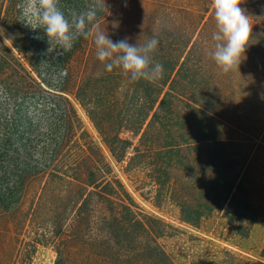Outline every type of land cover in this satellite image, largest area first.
I'll use <instances>...</instances> for the list:
<instances>
[{
  "label": "trees",
  "instance_id": "1",
  "mask_svg": "<svg viewBox=\"0 0 264 264\" xmlns=\"http://www.w3.org/2000/svg\"><path fill=\"white\" fill-rule=\"evenodd\" d=\"M19 2L0 0V34L7 41L0 38V69L39 89L44 73L61 70L50 87L63 105L52 110L37 163L14 168L8 183L0 173L3 264H31L38 246L52 250L53 264H175L159 242L166 225L136 204L67 96L122 172L143 175L142 186L134 187L141 198L173 203L180 221L195 228L215 212L240 238L255 224L264 228V0L239 5L255 26L229 73L210 57L209 0H153L141 16L104 18L113 41L157 38L150 62L163 71L153 82L131 81L118 68L106 72L91 34L44 63L33 41L42 35L22 28ZM35 181L22 209L21 191ZM259 257L264 262V247Z\"/></svg>",
  "mask_w": 264,
  "mask_h": 264
},
{
  "label": "rangeland",
  "instance_id": "2",
  "mask_svg": "<svg viewBox=\"0 0 264 264\" xmlns=\"http://www.w3.org/2000/svg\"><path fill=\"white\" fill-rule=\"evenodd\" d=\"M152 1L104 0L105 7L99 12L94 28L104 31V26L100 22L112 13L123 12L130 17L146 14ZM248 1L242 0L241 4ZM92 2L93 0H60L59 6L67 15L71 10L79 12L85 9ZM112 21L114 26L118 27L117 21L115 19ZM249 22L251 29L255 23L250 18ZM114 26L111 28H115ZM22 28L28 34L39 31L40 36L42 35L39 38L35 35L33 38L31 35L30 38H33L34 42L37 38L36 48L43 56L44 63H51L60 57L52 58V54L46 52L48 45L42 29H32L23 21ZM94 28L92 27L91 30L93 31ZM0 38L5 40L1 34ZM26 69L29 71L28 67ZM62 73L61 70L47 71L43 74L45 83H40V80L31 74L32 78L40 83L41 89H39L29 80H20V77L14 76V73L3 72L0 69V173L6 174L4 182L8 183L15 178L13 176L14 168H23L24 163L27 165L37 163L39 150L47 143L46 130L52 122L50 120L52 110L63 105V102L53 95L56 93L50 87L58 84V78ZM67 98L73 104L82 129L89 134L100 153L111 162L114 173L131 193L136 204L144 213L166 225L165 235L159 242L175 264H239L238 259L247 260L254 264H264L259 257L260 251L264 247V228L259 224L253 226L248 237L240 238L236 234V227L228 226L218 212L202 220L199 227L195 228L180 221L179 210L173 203L162 201L156 206L152 200L141 198L138 193L134 192V187L138 184H140L138 186H142L141 184L144 183L143 175L136 172L130 174L122 172V168L108 157L104 144L94 131L83 110L72 101V98L68 96ZM37 185V181L25 184L21 191H24L22 209L28 207L29 200ZM2 225L3 214L0 208V243ZM54 259V253L49 247L38 246L31 264H53ZM0 264H3L1 245Z\"/></svg>",
  "mask_w": 264,
  "mask_h": 264
},
{
  "label": "clouds",
  "instance_id": "3",
  "mask_svg": "<svg viewBox=\"0 0 264 264\" xmlns=\"http://www.w3.org/2000/svg\"><path fill=\"white\" fill-rule=\"evenodd\" d=\"M241 3L242 0H209L215 28L210 57L221 73L237 70L248 44L251 25L239 6ZM59 5L60 0H20L17 4L23 23L43 30L46 52L52 58L67 53L78 38L91 34L96 59L103 63L106 72L118 68L131 81L153 82L162 78V65L150 62L158 43L155 36L137 44L129 43L128 37L113 41L106 32L95 29L98 14L105 7L104 0H93L85 9L71 10L67 15ZM90 27L94 28L91 33Z\"/></svg>",
  "mask_w": 264,
  "mask_h": 264
}]
</instances>
